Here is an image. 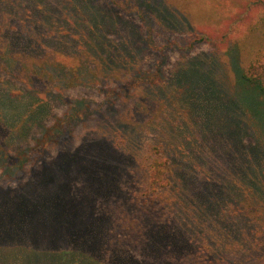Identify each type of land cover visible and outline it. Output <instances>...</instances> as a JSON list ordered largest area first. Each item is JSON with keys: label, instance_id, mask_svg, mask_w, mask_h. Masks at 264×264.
<instances>
[{"label": "rangeland", "instance_id": "obj_1", "mask_svg": "<svg viewBox=\"0 0 264 264\" xmlns=\"http://www.w3.org/2000/svg\"><path fill=\"white\" fill-rule=\"evenodd\" d=\"M248 1L0 0V264H264V96L243 75L264 7ZM156 145L164 220L113 248V206Z\"/></svg>", "mask_w": 264, "mask_h": 264}, {"label": "trees", "instance_id": "obj_2", "mask_svg": "<svg viewBox=\"0 0 264 264\" xmlns=\"http://www.w3.org/2000/svg\"><path fill=\"white\" fill-rule=\"evenodd\" d=\"M257 3L264 7V0H249L248 10ZM254 25L256 26L251 27L252 33L260 36L264 42V12L261 14L259 22ZM199 41L216 43L217 40L203 35ZM153 45L160 52L165 49V46ZM124 51L119 49L113 51L116 58L118 60L120 59L119 63L122 65L123 58H125V55L127 56ZM124 65L128 66L126 63ZM182 65L187 69L190 68L191 63L184 61ZM196 67L199 68V66ZM125 75L122 76L123 79ZM243 75L247 81L257 83L264 96V45L254 52L249 63L244 68ZM244 101L248 103L246 107L250 108V105H253L252 102H254L253 95L246 93ZM261 117L264 120V112ZM165 151L161 146L159 147L157 145L148 151L145 157V161L147 162L146 167L148 169L147 183L138 191H131L126 201H117L114 204L113 210L111 211V219L108 222L109 228L107 232V240L112 244L113 248L127 247L129 245L139 246L145 241L149 230L164 220L161 217L164 216L163 214L167 211V206L169 205L166 202L170 197L169 188H163L165 191L161 193L159 192L158 186L160 183H162V187H168L171 184L167 176L170 166L168 158L164 156ZM262 167L264 169V161L262 162ZM9 264H13V262L11 261ZM182 264L205 263H200V260H196L195 257L188 256L183 260Z\"/></svg>", "mask_w": 264, "mask_h": 264}]
</instances>
